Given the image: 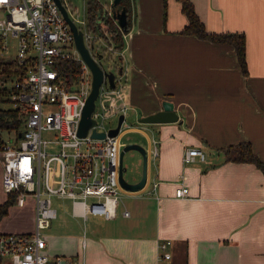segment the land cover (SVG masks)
Returning a JSON list of instances; mask_svg holds the SVG:
<instances>
[{"label":"crops","instance_id":"crops-1","mask_svg":"<svg viewBox=\"0 0 264 264\" xmlns=\"http://www.w3.org/2000/svg\"><path fill=\"white\" fill-rule=\"evenodd\" d=\"M190 1L208 32L244 34L247 73L230 44L181 33L187 18L177 0H129L119 49L127 104L139 119L170 103L177 121L125 128L146 139L144 186L122 195L129 202L112 219L83 220L70 211L65 229L44 233L50 264H264V176L251 163L225 161L220 151L248 142L264 163V0ZM7 48L0 35V59H16ZM186 147L203 150L205 160L184 164ZM179 183L188 196H174ZM31 201L13 200L26 211L14 221L10 204L0 233L34 229ZM165 241L170 258L161 260Z\"/></svg>","mask_w":264,"mask_h":264},{"label":"built area","instance_id":"built-area-1","mask_svg":"<svg viewBox=\"0 0 264 264\" xmlns=\"http://www.w3.org/2000/svg\"><path fill=\"white\" fill-rule=\"evenodd\" d=\"M87 1L83 0L86 11ZM112 10L113 0L98 10L97 32L89 26L87 13L77 21L70 17L94 61L102 70L114 71L113 87L103 78L90 114L94 122L81 136L78 126L91 91L92 74L76 49L72 31L57 4L54 0H0V11L4 13L0 35L16 40V60L27 65L25 73L11 82L8 102L23 113L22 128L1 145V189L6 195L13 194L14 203L19 206L28 197L35 203L31 232L0 233V258H6L9 264H50L42 230L57 216L53 199L68 200L73 217L112 219L122 195L128 193L118 181L123 145L120 138L129 108L126 71L119 61L121 51L114 47L107 25H103L104 18L109 17L121 29ZM68 58L79 62L77 77L70 80L61 72L62 62ZM119 115H123V120L118 134L110 136L108 131L116 127ZM113 117L117 118L116 124L109 125ZM93 131L104 133V137L92 136ZM43 133L52 134V138H44ZM153 155H157L156 147ZM196 159L205 160L203 150L186 147L183 163ZM156 186V182L152 183L151 192ZM188 194L183 183L175 188L177 198ZM122 215L128 216L129 212L123 210ZM168 244L159 243V259L170 258L166 252ZM55 263L67 264L59 259Z\"/></svg>","mask_w":264,"mask_h":264},{"label":"trees","instance_id":"trees-1","mask_svg":"<svg viewBox=\"0 0 264 264\" xmlns=\"http://www.w3.org/2000/svg\"><path fill=\"white\" fill-rule=\"evenodd\" d=\"M180 3L181 11L187 18V23L183 27L181 33L185 35L195 36L199 39L208 40L212 43H227L230 44L235 52L237 62L242 73H247L246 59H245V36L243 33H211L208 32L202 22L196 15L193 5L190 0H177ZM166 0H164V3ZM114 10L118 11L122 8L126 11L127 25L124 29H119L116 24L109 17L104 18V24L107 25V32L111 42H113L116 49L122 46V34L128 31L129 27V0H120L118 4L113 5ZM101 5L97 0L87 1V20L92 30L98 31V24H96V16ZM97 25V26H95ZM61 72L70 80L76 78L79 71V62L74 59L63 60ZM26 64H19L16 59L2 60L0 59V104H5L9 101L11 94V87L8 84L15 79L21 77L26 70ZM23 113L13 108L0 107V150L3 139V133L12 131L18 133L22 128ZM224 156L225 161L251 163L259 169L264 176V163L252 152L251 146L248 142H239L235 145L227 146L220 150ZM8 199L0 204V218L6 214L7 208L12 204L14 195L9 194Z\"/></svg>","mask_w":264,"mask_h":264},{"label":"water","instance_id":"water-1","mask_svg":"<svg viewBox=\"0 0 264 264\" xmlns=\"http://www.w3.org/2000/svg\"><path fill=\"white\" fill-rule=\"evenodd\" d=\"M120 0H113V5L119 3ZM57 4L60 12L62 13L65 21L69 25L74 39V44L76 49L78 50L82 60L89 67L92 74V85L91 91L85 100V104L82 110V116L78 126V134L84 136L88 130V128L93 124L94 120L90 117V114L94 108V100L98 93V88L105 77L111 87H113V79H114V71L113 70H102L100 66L94 61V59L90 56L87 48L85 47L82 39L81 31L77 30L75 23L70 18L66 7L63 5L61 0H54ZM112 17L116 20L117 25L124 29L127 25V16L124 8L121 10H112ZM98 59L101 58V55H97ZM120 71V69H119ZM123 120V115L118 116V121L116 127L110 129L108 131V135L116 136L118 134V130L121 126ZM177 121V115L172 109V105L170 103L162 104V109L155 113L140 117L137 122L142 124H156V123H170ZM20 134H18V137ZM92 136L102 138L104 137V133H96L92 132ZM129 150H136L141 155L142 159V175L138 181L128 182L123 178V172L125 168L123 167V156L124 153ZM147 156L148 152L145 147L137 143H127L123 144L120 155H119V173H118V181L120 186L129 192H136L142 189L146 181V168H147Z\"/></svg>","mask_w":264,"mask_h":264},{"label":"rangeland","instance_id":"rangeland-1","mask_svg":"<svg viewBox=\"0 0 264 264\" xmlns=\"http://www.w3.org/2000/svg\"><path fill=\"white\" fill-rule=\"evenodd\" d=\"M64 3L66 4V7L68 9V13L70 17L77 21L81 19L82 17L86 16V9L84 7L83 9V0H63ZM100 5L105 6L108 5L111 0H97ZM4 16V13L0 11V18ZM104 25V23H103ZM109 36V35H108ZM6 45H7V50H6V55L11 56L12 58H15L17 55V49H16V40L12 38L10 35L6 37ZM112 59L115 61L116 57L112 56ZM111 64V63H108ZM106 64V65H108ZM9 86V84H8ZM0 107L3 108H10L11 104L10 103H5V104H0ZM134 110L129 109L126 111L125 114V123L123 125V129H125L127 126L128 127H133V126H143L144 124L138 123L137 118L134 114ZM116 117H113L109 125H115L116 124ZM145 126V125H144ZM13 136V132L10 131L8 133H3V139L6 140V138ZM42 136L47 139L52 138V134L50 133H43ZM121 141L123 144L127 143H137L142 145L143 147L146 146V139L145 136L141 133L135 132V131H127L121 135ZM53 150V148L51 149ZM123 167L125 168L123 172V178L128 181V182H133V181H138L141 178L142 175V159L141 155L138 153L136 150H129L124 153L123 156ZM1 176H2V169L0 166V201L7 200L6 194L3 192L1 189ZM28 202H32L33 198H27ZM27 202V204H28ZM121 202H129V199H121V201L118 202V207L120 208ZM13 205V204H12ZM53 205L55 208H57V216L54 220H52L51 226L49 229H44L42 230L44 233L45 232H54L55 230H63L66 228V225L69 224L71 221V218L69 216V213L71 211L70 209V202L68 200H56L53 199ZM9 215L13 216V220L16 221L17 216H20V213L26 210H19L16 206H12L9 209Z\"/></svg>","mask_w":264,"mask_h":264}]
</instances>
